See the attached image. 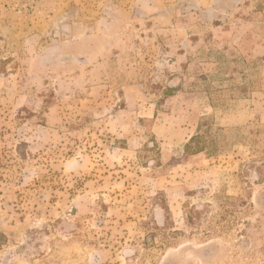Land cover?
I'll use <instances>...</instances> for the list:
<instances>
[{
  "label": "rangeland",
  "instance_id": "rangeland-1",
  "mask_svg": "<svg viewBox=\"0 0 264 264\" xmlns=\"http://www.w3.org/2000/svg\"><path fill=\"white\" fill-rule=\"evenodd\" d=\"M0 264H264V0H0Z\"/></svg>",
  "mask_w": 264,
  "mask_h": 264
}]
</instances>
